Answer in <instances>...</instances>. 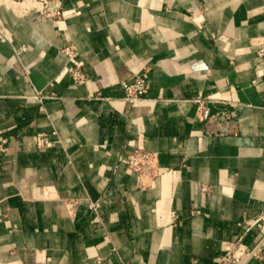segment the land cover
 Returning <instances> with one entry per match:
<instances>
[{"label": "crops", "instance_id": "1", "mask_svg": "<svg viewBox=\"0 0 264 264\" xmlns=\"http://www.w3.org/2000/svg\"><path fill=\"white\" fill-rule=\"evenodd\" d=\"M61 1L45 20L36 0H0V264H219L228 241L253 248L264 0ZM144 74L145 98L127 100L124 82ZM201 99L237 130L208 125ZM53 131L61 142L39 149L36 134ZM136 147L159 155L146 187L127 168Z\"/></svg>", "mask_w": 264, "mask_h": 264}, {"label": "built area", "instance_id": "2", "mask_svg": "<svg viewBox=\"0 0 264 264\" xmlns=\"http://www.w3.org/2000/svg\"><path fill=\"white\" fill-rule=\"evenodd\" d=\"M14 1H26V0H14ZM41 4V16L45 20L57 19L61 16V0H36ZM56 3L57 7L51 9L52 3ZM61 51L67 56L70 63H75L79 50L77 45L69 44L61 49ZM256 53L259 57L264 58V36L261 43L258 45ZM66 73L71 74L73 80L76 83H82L86 80L85 73L79 68L78 65L67 67ZM126 99L137 103L145 98L146 93L150 87L147 76L137 75L130 81L124 82ZM38 96L40 92L37 93ZM206 101L199 100L197 112L208 125H214L216 131L220 133H231L237 130L238 121L234 119L228 111H222L213 116H206ZM52 136H56L53 139L46 132H38L35 136V143L39 149L45 150L54 146L55 143L61 142L57 137V131H53ZM11 149V145L8 138L0 139V155L6 153ZM127 168L131 172L135 173L138 177L139 184L142 187L149 186L152 179L158 174L159 171V155L158 152L151 151L145 148L136 147L132 149L127 155ZM74 205V203H72ZM90 207L97 208L95 202H90ZM260 220H264V213H262L255 221L249 224L245 230L244 235L251 228L252 225ZM243 236L232 241H228L225 245L224 253L221 256L219 264H248L252 260H258L264 263V235L261 240L253 247H248L242 240Z\"/></svg>", "mask_w": 264, "mask_h": 264}]
</instances>
